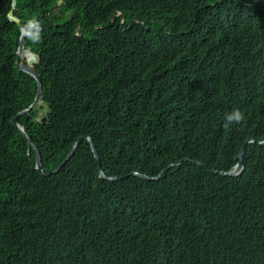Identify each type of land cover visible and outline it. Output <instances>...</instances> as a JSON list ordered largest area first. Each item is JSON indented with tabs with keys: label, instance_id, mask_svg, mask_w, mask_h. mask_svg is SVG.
<instances>
[{
	"label": "trees",
	"instance_id": "trees-1",
	"mask_svg": "<svg viewBox=\"0 0 264 264\" xmlns=\"http://www.w3.org/2000/svg\"><path fill=\"white\" fill-rule=\"evenodd\" d=\"M16 1L50 176L0 0V264H264V0ZM87 136L123 178L88 140L53 172Z\"/></svg>",
	"mask_w": 264,
	"mask_h": 264
},
{
	"label": "water",
	"instance_id": "water-1",
	"mask_svg": "<svg viewBox=\"0 0 264 264\" xmlns=\"http://www.w3.org/2000/svg\"><path fill=\"white\" fill-rule=\"evenodd\" d=\"M16 7H17V1L13 0V7L10 11V13L8 14V19L9 21L18 24V26L21 29V37H20V43H19V47H18V51H17V64L20 70L28 73V75L32 76L36 82H37V93H36V97L34 102L30 105L29 108L23 110L22 112H20L17 117L15 118V123H17L19 117L24 116L25 114H28L31 110H33L35 107L39 106L40 109H43V105H42V100H41V90H42V85H41V79L38 73V70L36 69V63L38 61V55L34 54L33 59H28L26 61L23 60L24 53L27 52V50L25 49V44H26V38H27V33L25 32V25L22 24L21 20H20V16L23 15H27L30 14L31 10L30 9H25L23 12H15L16 11ZM66 11V4L63 0H59L58 3L56 4V6L54 7V9L52 10L53 14H59V13H64ZM150 28L148 27L147 30H149ZM45 121V118H43L42 122ZM18 124V123H17ZM18 127L20 128V131L22 133L23 136H25L28 139V142L35 148L36 150V169L44 174V175H50V173H46L43 171L42 168V157H41V153L38 149V146L28 137L25 129L23 126H21L20 124H18ZM83 140H88L92 146L93 151L95 152L97 158L99 159V161L101 162V167H100V173H101V178L107 180V181H116L119 180L123 177H110L108 176L105 171L103 170L102 167V159L100 156V153L97 149L96 143L94 141V139L90 136L84 137L82 139L77 140L74 145L71 147L70 151L68 152V154L65 156V158L62 160L61 164L55 169L53 170V172L58 171L61 166L64 164V162L73 154V152L75 151V149L77 148V146L83 141ZM250 142H256L257 145H263L264 144V140L261 141H255V140H250ZM245 145L243 144L241 146V148L239 149V153L236 156V159L238 160L237 165L235 166V168L232 171L229 172H224L223 175L226 176H230V177H234V176H238L240 175L242 169H243V165H242V161H243V154L245 151ZM200 164V162H199ZM178 164H174L171 167H176ZM169 169V168H168ZM168 169L164 170L162 173H160L158 176H156L155 178H149L146 175H142L139 174L138 175L144 179L147 180H158L161 178L162 174L164 172H166Z\"/></svg>",
	"mask_w": 264,
	"mask_h": 264
},
{
	"label": "clouds",
	"instance_id": "clouds-1",
	"mask_svg": "<svg viewBox=\"0 0 264 264\" xmlns=\"http://www.w3.org/2000/svg\"><path fill=\"white\" fill-rule=\"evenodd\" d=\"M13 7V6H12ZM15 12H20V11H18L17 10V7H16V11ZM21 20V19H20ZM33 27H37L38 28V25H36L33 21H29L28 22V26L25 28V32L27 33V35H29L30 37H33V38H35V36H34V34L30 31V29L31 28H33ZM27 50V49H26ZM29 51V53H31L32 51L31 50H27V52ZM33 53V52H32ZM35 54V53H34ZM36 55H38V54H36ZM23 60L24 61H26V60H28V58H26V57H24L23 58ZM18 65V64H17ZM230 119H231V117H230ZM235 119L236 120H239V119H241V115L239 114V113H237L236 114V116H235ZM264 140V139H263ZM256 141V140H255ZM261 141V140H260ZM248 142H250V140L248 141ZM257 144V143H256ZM245 152V151H244ZM243 157H244V154H243ZM237 162H238V160H237ZM237 165V164H236ZM242 165H243V161H242ZM235 168V167H234ZM233 168V169H234ZM243 169H244V167H243ZM243 169H242V171H243ZM232 171V170H231ZM242 171H241V173H240V175L242 174ZM138 174V173H137ZM143 175V174H142ZM240 175H238V176H240ZM150 178V177H149ZM152 178H155V177H152Z\"/></svg>",
	"mask_w": 264,
	"mask_h": 264
},
{
	"label": "bare ground",
	"instance_id": "bare-ground-1",
	"mask_svg": "<svg viewBox=\"0 0 264 264\" xmlns=\"http://www.w3.org/2000/svg\"><path fill=\"white\" fill-rule=\"evenodd\" d=\"M152 50H154V49H152ZM24 56H25L26 58H28V59H33V58H35V57H34V54L29 53V51H28V52H25V53H24ZM194 71H195V70H194ZM179 76H182V75H179ZM179 76H178V77H179ZM184 77H185V76H184ZM179 80H180V79H179ZM199 80H201V78H200ZM195 81H196V80H194V82H195ZM197 81H198V80H197ZM201 81H202V80H201ZM212 82H213V81H212ZM227 82H228V81H227ZM184 83H185V82H184ZM195 83H196V82H195ZM222 83H223V82H222ZM178 84H179V83H178ZM185 84H186V83H185ZM211 84H212V83H211ZM137 85H138V84H137ZM197 85H198V84H197ZM222 85H224V84H222ZM202 86H203V85H202ZM218 86H219V85H218ZM171 87H172V86H171ZM171 87H170V88H171ZM184 87H185V86H184ZM138 88H139V87H138ZM172 88H173V87H172ZM200 88H201V87H200ZM212 88H213V87H212ZM215 88H216V87H215ZM139 89H140V88H139ZM190 89H191V88H190ZM201 89H202V88H201ZM129 90H130V89H129ZM144 90H145V89H144ZM173 90H174V89H173ZM183 90H184V89H183ZM225 90H226V89H225ZM228 90H229V89H228ZM141 91H142V90H141ZM169 91H170V90H169ZM171 91H172V90H171ZM176 91H177V90H176ZM176 91H174V92H176ZM172 92H173V91H172ZM174 92H173V93H174ZM199 92H200V91H199ZM136 93H137V92H136ZM169 93H171V92H169ZM197 93H198V92H197ZM200 93H201V92H200ZM225 93H226V91H225ZM129 94H130V93H129ZM177 94H178V93H177ZM181 94H182V95H181ZM221 94H223V92H222ZM180 95H181L182 97H184L182 92L180 93ZM184 95H185V93H184ZM153 96H154V95H153ZM153 96H152V97H153ZM173 96H174V95H173ZM173 96H172V97H173ZM181 96H180V98H181ZM173 98H176V96H174ZM169 99H170V97H169ZM236 100H237V99H236ZM166 103H167V102H166ZM186 103H187V102H186ZM237 104H238V103H237ZM181 105H182V104H181ZM239 105H240V104H239ZM238 108H239V107H238ZM181 109H182V108H181ZM46 110H47V109H46ZM165 111H166V110H165ZM191 111H194V110H191ZM189 112H190V111H189ZM171 113H172V112H171ZM191 113H192V112H191ZM172 114H173V113H172ZM188 115H190V114H188ZM165 117H166V115H165ZM193 117H194V116H193ZM190 118H191V117H190ZM193 119H194V118H193ZM228 120H229V119H228ZM164 121H165V120H164ZM183 121H184V120H183ZM229 121H230V120H229ZM172 122H173V121H172ZM181 122H182V121H181ZM192 122H193V120H192ZM230 122H231V121H230ZM18 123H20L19 120H18ZM163 123H164V122H163ZM20 124H21V123H20ZM183 125H185V124L183 123ZM190 125H191V124H190ZM22 126H23V125H22ZM230 126H231V125H230ZM189 127H190V126H189ZM191 127H192V126H191ZM193 127H194V126H193ZM25 130H26V129H25ZM162 135H163V134H162ZM163 137H164V136H163ZM157 142H158V141H157ZM167 144H168V143H167ZM166 146H167V145H166ZM166 148H168V147H166ZM41 157H42V156H41ZM70 157H71V156H70ZM153 160H154V158H153ZM59 170H60V169H59ZM59 170H58V171H59ZM37 172H38V171H37ZM49 176H50V175H49Z\"/></svg>",
	"mask_w": 264,
	"mask_h": 264
}]
</instances>
